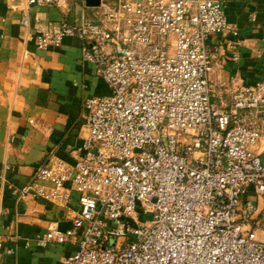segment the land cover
<instances>
[{
  "label": "built area",
  "instance_id": "obj_1",
  "mask_svg": "<svg viewBox=\"0 0 264 264\" xmlns=\"http://www.w3.org/2000/svg\"><path fill=\"white\" fill-rule=\"evenodd\" d=\"M225 3L116 0L96 22L63 19L40 32L31 10L63 12L61 0L11 1L26 42L54 52L64 37L77 39L108 89L84 102L73 163L50 153L28 184L10 185L25 205L68 210L75 201L69 230L50 227L24 245L75 240L62 264H264V149L252 151L264 146V81L231 78L229 100H215L209 38L228 30ZM227 49L236 60L235 44ZM30 57L23 50L22 64ZM13 134L8 124L6 152ZM2 254L14 248L0 241Z\"/></svg>",
  "mask_w": 264,
  "mask_h": 264
},
{
  "label": "crops",
  "instance_id": "obj_2",
  "mask_svg": "<svg viewBox=\"0 0 264 264\" xmlns=\"http://www.w3.org/2000/svg\"><path fill=\"white\" fill-rule=\"evenodd\" d=\"M11 1L0 0V241L6 248L13 247L14 254H2L0 264H62L64 257L76 251L75 240L46 248L24 243L50 227L69 230L75 201L68 210L42 200L25 205L12 195L10 185L22 188L28 184L50 153L73 163L81 142L84 102L107 95L108 89L93 65L81 60L77 39L64 37L54 52L36 50L26 42L27 28L21 25V13L11 7ZM61 4L63 12L53 5L33 8L29 15L32 29L44 32L63 19L74 25L96 22L116 0H61ZM223 11L228 30L209 38L213 52L210 77L215 100L228 101L231 78L245 86L264 81V0H226ZM229 43L235 44L236 60L227 49ZM23 50L31 52V57L22 64ZM8 124H14V141L6 152ZM263 149L259 140L252 151ZM8 225L17 237L14 245L5 240Z\"/></svg>",
  "mask_w": 264,
  "mask_h": 264
}]
</instances>
